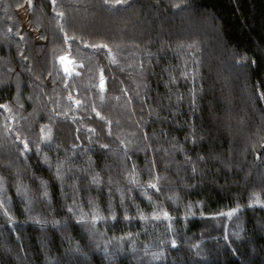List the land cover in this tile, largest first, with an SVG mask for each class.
I'll list each match as a JSON object with an SVG mask.
<instances>
[{
    "label": "trees",
    "instance_id": "16d2710c",
    "mask_svg": "<svg viewBox=\"0 0 264 264\" xmlns=\"http://www.w3.org/2000/svg\"><path fill=\"white\" fill-rule=\"evenodd\" d=\"M0 105V264H264V0H0Z\"/></svg>",
    "mask_w": 264,
    "mask_h": 264
},
{
    "label": "snow or ice",
    "instance_id": "6c2138e0",
    "mask_svg": "<svg viewBox=\"0 0 264 264\" xmlns=\"http://www.w3.org/2000/svg\"><path fill=\"white\" fill-rule=\"evenodd\" d=\"M27 2L29 3V5L31 6V3H32V0H27ZM53 3H55V0H52ZM105 3H108V0H104ZM117 4H120V3H123V0H116ZM61 15H63L61 13ZM91 47H98V48H107L108 46L107 45H90ZM65 58L64 57H61V60H64ZM65 71H67V68H65ZM78 75V73H77ZM101 87L103 88V79H101ZM69 99H72V97H69ZM81 102L80 101H76V104L79 105ZM0 107H6V106H2L0 105ZM97 115H99V113H97ZM103 119V117H101ZM43 131V130H42ZM92 131H95L94 129ZM19 138V137H18ZM44 139L47 141L49 139L48 136H45ZM20 143L22 144L23 146V151L21 154H23L24 152H28V151H32L31 148H29V145L27 143V141H24V140H21ZM105 147H107L105 145ZM149 187L153 188V189H156V185L155 184H150ZM158 191V189H156ZM46 195V193H45ZM228 215H232V213H228ZM165 217H167V213H165ZM159 218V217H158Z\"/></svg>",
    "mask_w": 264,
    "mask_h": 264
},
{
    "label": "water",
    "instance_id": "95a60500",
    "mask_svg": "<svg viewBox=\"0 0 264 264\" xmlns=\"http://www.w3.org/2000/svg\"><path fill=\"white\" fill-rule=\"evenodd\" d=\"M111 54L112 53L110 52L109 55H111ZM111 56H113V55H111ZM63 57L65 58L64 60H61V64H62L63 70H64L65 73L70 75L71 72H72L71 69H73V66H74V61H73V59H71L70 57H68L66 55H64ZM65 68H67V71H65ZM103 81H104V79H103ZM100 84H101V81H100ZM102 89H104V82H103V88Z\"/></svg>",
    "mask_w": 264,
    "mask_h": 264
}]
</instances>
